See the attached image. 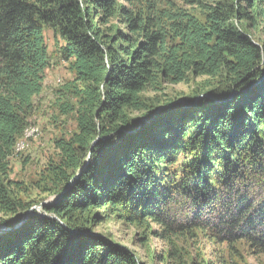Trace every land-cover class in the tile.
Returning <instances> with one entry per match:
<instances>
[{"label":"trees","instance_id":"obj_1","mask_svg":"<svg viewBox=\"0 0 264 264\" xmlns=\"http://www.w3.org/2000/svg\"><path fill=\"white\" fill-rule=\"evenodd\" d=\"M52 62L72 75L54 105L75 130L51 139L30 187L12 179L13 146ZM196 78L211 98L155 115L146 93ZM31 189L61 198L50 218L22 222ZM0 214L20 223L0 234V264H142L86 234L107 221L159 238L175 264H196L204 238L219 264L264 259V0H0Z\"/></svg>","mask_w":264,"mask_h":264},{"label":"rangeland","instance_id":"obj_2","mask_svg":"<svg viewBox=\"0 0 264 264\" xmlns=\"http://www.w3.org/2000/svg\"><path fill=\"white\" fill-rule=\"evenodd\" d=\"M256 37H260V35L258 34ZM44 38L49 51L52 52L56 44L52 33L45 31ZM71 79L72 75L66 63H51V68L46 72L43 90L40 95L34 99L37 110L30 118V123L28 124L29 126H35L39 131V135L28 140L26 148L23 151L19 153L14 152L15 157L11 161L13 170L12 179L22 180L23 183L25 182L28 186L33 187V181L39 173L45 169L47 162L54 154L51 146V139L59 138L61 135L69 134L75 130L73 116H59L54 105L55 91ZM202 83H204L203 78H196L190 80L188 83L162 86L158 92H148L145 94V97L148 99L157 97L161 102V107L155 112V115L163 110L164 106L162 104L168 101L176 100L180 104L190 107L185 104L183 97L193 96L195 92L202 88ZM235 95L236 93L232 94V96ZM202 98H211V96L204 93L196 94L193 96L194 104L196 105ZM29 196V201L37 203L32 205L30 208L31 210H27L29 213L28 215L25 213L27 218L33 215L50 218V216L44 213L43 208L52 207L61 199L59 196L43 195L40 191H36L35 189H31ZM42 204L43 206H40ZM1 218H3V216L0 214V219ZM51 218L61 224L57 218L53 216H51ZM19 225L20 223H16L13 229L0 225V229H10L6 232L1 231L0 234L15 231ZM93 230L92 233L86 234L95 237H109L112 241L118 243L119 246L134 252L142 264H175V262L166 259L167 246L159 238H151L149 245L144 246L138 240L140 234H138V236L134 229L122 227L114 221H107ZM190 246L191 257L189 256V259L192 258L193 262H196V264L201 260L207 264H219L221 259L226 260V258H228L222 245L212 244L205 238L194 242L192 241ZM217 258L219 260H217ZM241 261H245V264H264V259L260 257L254 258L252 254L246 253V251L241 256Z\"/></svg>","mask_w":264,"mask_h":264},{"label":"built area","instance_id":"obj_3","mask_svg":"<svg viewBox=\"0 0 264 264\" xmlns=\"http://www.w3.org/2000/svg\"><path fill=\"white\" fill-rule=\"evenodd\" d=\"M39 135V131L35 126H26L21 136L15 141L13 150L15 153H19L26 148L28 140L33 139Z\"/></svg>","mask_w":264,"mask_h":264},{"label":"water","instance_id":"obj_4","mask_svg":"<svg viewBox=\"0 0 264 264\" xmlns=\"http://www.w3.org/2000/svg\"><path fill=\"white\" fill-rule=\"evenodd\" d=\"M253 86L255 87V86H256V84H255V85H253ZM40 206H43V204H42V205H40ZM33 209H35V208H33ZM30 210H31V209H30ZM28 214H29V213H28V211H27V212H26V215H28ZM26 218H27V216H24V217H23V219H22V222H23V221H25V220H26ZM13 228H15V227H13ZM13 228H12V229H13ZM9 230H10V229H0V232H1V231H4V232H6V231H9Z\"/></svg>","mask_w":264,"mask_h":264}]
</instances>
